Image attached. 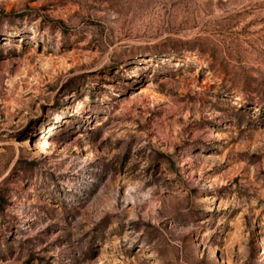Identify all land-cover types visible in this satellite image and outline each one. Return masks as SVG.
Wrapping results in <instances>:
<instances>
[{"label": "rangeland", "instance_id": "1", "mask_svg": "<svg viewBox=\"0 0 264 264\" xmlns=\"http://www.w3.org/2000/svg\"><path fill=\"white\" fill-rule=\"evenodd\" d=\"M0 264H264V0H0Z\"/></svg>", "mask_w": 264, "mask_h": 264}]
</instances>
